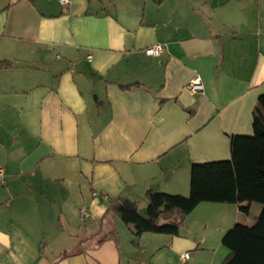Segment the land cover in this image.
Masks as SVG:
<instances>
[{"label":"crops","instance_id":"crops-1","mask_svg":"<svg viewBox=\"0 0 264 264\" xmlns=\"http://www.w3.org/2000/svg\"><path fill=\"white\" fill-rule=\"evenodd\" d=\"M2 60L0 264H221L260 212L201 202L177 236L135 235L108 208L188 196L192 164L253 134L264 0H0Z\"/></svg>","mask_w":264,"mask_h":264},{"label":"trees","instance_id":"trees-1","mask_svg":"<svg viewBox=\"0 0 264 264\" xmlns=\"http://www.w3.org/2000/svg\"><path fill=\"white\" fill-rule=\"evenodd\" d=\"M11 66L10 61H0V69ZM252 130V135L231 137L229 160L191 165L188 196L150 189L143 213L124 206V198L110 203L108 209L131 225L135 235L177 236L184 217L201 202L236 204L244 214L251 203H258L262 208L251 224L238 222L223 235L221 243L228 254L221 264H264V94L252 110ZM109 236L117 240L114 230Z\"/></svg>","mask_w":264,"mask_h":264},{"label":"built area","instance_id":"built-area-1","mask_svg":"<svg viewBox=\"0 0 264 264\" xmlns=\"http://www.w3.org/2000/svg\"><path fill=\"white\" fill-rule=\"evenodd\" d=\"M71 0H60V3L62 4V6L64 7H67L69 4H70ZM162 51V45L157 43V44H154L152 46H149L147 48L144 49V52L147 54V55H150V56H158L160 55ZM200 80L198 77H196L195 79L191 80L188 85L186 86V88L190 91V92H196L198 90H200ZM3 177H4V172L3 170L0 168V181L3 180ZM93 196L97 195V193L93 192L92 193ZM103 198L105 200H107V197L106 196H103ZM87 214V209L86 207H82L80 210H79V215L80 217L83 219ZM181 258L183 260H187L189 258V253H184L181 255Z\"/></svg>","mask_w":264,"mask_h":264},{"label":"rangeland","instance_id":"rangeland-1","mask_svg":"<svg viewBox=\"0 0 264 264\" xmlns=\"http://www.w3.org/2000/svg\"><path fill=\"white\" fill-rule=\"evenodd\" d=\"M257 207H259V204H254V206L252 207V209H251V215L252 214H254V213H256L257 211H258V208ZM140 211H142V209H139ZM245 219H244V217H242V219L239 221V223H244V222H246V221H244ZM245 224V223H244Z\"/></svg>","mask_w":264,"mask_h":264},{"label":"water","instance_id":"water-1","mask_svg":"<svg viewBox=\"0 0 264 264\" xmlns=\"http://www.w3.org/2000/svg\"><path fill=\"white\" fill-rule=\"evenodd\" d=\"M123 205L128 207V208H130V209H132V210L136 209V207L133 205V203L130 202L128 199H124L123 200Z\"/></svg>","mask_w":264,"mask_h":264}]
</instances>
